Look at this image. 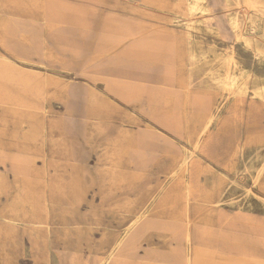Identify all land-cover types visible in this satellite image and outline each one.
I'll return each mask as SVG.
<instances>
[{"label": "rangeland", "instance_id": "rangeland-1", "mask_svg": "<svg viewBox=\"0 0 264 264\" xmlns=\"http://www.w3.org/2000/svg\"><path fill=\"white\" fill-rule=\"evenodd\" d=\"M209 1L213 12L204 10L206 0H173L178 14L170 23L188 56L180 65L190 74L184 90L212 101L216 116L199 149L195 146L205 116L192 117L197 121L190 140L155 122L154 143L143 142L122 154L130 143L119 138L117 126L138 125L131 112L136 111L111 105L95 86L78 91V75H100L93 70L97 64L86 66L90 51L69 40L62 45L48 39L57 53L66 55L67 64L49 46L41 65L34 62L37 56L29 63L14 57L4 45L8 20L44 19V2L0 0V62L11 58L13 64L24 65L20 72L43 74L46 83L39 104L11 103L0 96V151L30 160V171L22 176L15 175L11 161L0 164V264H59L65 249L71 264L118 255L120 247H114L138 216L166 210L154 207L158 201L175 194L181 203H189L192 171H174L166 153L172 140L188 154L197 153L195 167L202 180L216 173L233 191L232 201L264 207V102L253 96L254 89L264 87V0ZM231 18L237 21L235 31ZM210 21L220 25L225 38ZM95 34L89 50L102 53V30ZM247 70L245 92L224 84L230 74L241 78ZM66 88V95L75 97L72 114L66 111ZM150 171L169 172L160 173L157 185L144 190L142 182ZM83 212L90 216L79 219Z\"/></svg>", "mask_w": 264, "mask_h": 264}, {"label": "crops", "instance_id": "crops-1", "mask_svg": "<svg viewBox=\"0 0 264 264\" xmlns=\"http://www.w3.org/2000/svg\"><path fill=\"white\" fill-rule=\"evenodd\" d=\"M54 1L68 6L75 22L47 19L45 0L44 19L32 21L44 37L52 35L56 43L69 40L90 51L86 66L97 64L95 73L101 78L78 75V91L95 86L114 102L111 105L134 108L148 119L141 111L147 108L148 92L169 74L177 90V95L170 96L172 108L178 104L176 121L186 128L196 126L197 119L192 117L201 113L191 109L190 95L184 90L190 74L180 68L188 56L170 27L178 14L173 0ZM99 29L102 53L89 50ZM135 89L140 90L137 99L128 102L121 97L123 91ZM164 172L169 171H150L142 182L144 190L156 186ZM198 172L191 175L194 184L187 205L172 194L154 205L166 210L147 215L127 235L123 233L115 264H264V207L232 201L233 191L221 184L218 174L202 180ZM89 216L78 214L79 219Z\"/></svg>", "mask_w": 264, "mask_h": 264}, {"label": "bare ground", "instance_id": "bare-ground-1", "mask_svg": "<svg viewBox=\"0 0 264 264\" xmlns=\"http://www.w3.org/2000/svg\"><path fill=\"white\" fill-rule=\"evenodd\" d=\"M228 2V0H225ZM54 0H45V13L47 19L52 20H61L68 23L75 22V19L70 15L69 7L62 5H55ZM194 7V4L191 5ZM213 6L209 0H206V4L204 5V10L207 12H213ZM214 18V17H212ZM236 19H230V23L233 25L234 31L237 26L235 23ZM237 22V21H236ZM210 25L213 29L223 38L224 35L221 34L220 25H213L210 21ZM48 39L54 41V36L50 35L48 37H44L43 32H40L38 28V23L34 21H29L25 19H19V17H15L14 20L9 19L6 28L5 35V47L10 53H13L14 57H18L22 59L24 62H31V59L37 56L39 60H35L34 62L38 65H41L42 57H45V48ZM163 37H159L158 40H163ZM67 41V40H66ZM55 42V41H54ZM58 44L64 45L66 42L61 41L57 42ZM53 50L54 48L51 47ZM55 51V50H54ZM56 52V51H55ZM64 61V65L68 63L66 55L61 53H57ZM55 54V55H56ZM160 55V52H159ZM5 62H0V80L3 81L4 86L0 87V96L7 102L16 103V104H39L40 97L45 92V77L43 74H25L20 72L19 68H24V65H19L17 61L14 64L11 61V58ZM60 61V60H59ZM159 62H162L159 60ZM96 66L93 69L95 72H99L96 70ZM36 70V69H32ZM251 70H247V72L242 75V77H238L237 75L230 74L224 84L228 88L236 87L239 92H245L248 89L247 80L244 77H247ZM101 78V75H98ZM164 80V81H163ZM174 81L171 79L169 74H165L163 79L160 80V83L157 86V89H151L148 92L147 97V108L145 110H141L142 113L149 118V120L144 119L137 112L131 111L134 114V118L138 119V125L131 127H123L117 126V133L126 140L130 144L124 145L122 150V154L125 151L129 152L138 149L143 142L154 143L156 141V131L153 129V123H157L159 127L168 128L173 130L175 133L180 135L184 140L188 138L190 140L192 136V131L190 128H186L182 126L181 121H176L179 118L178 113V104L176 103L173 108H170V96L173 94L177 95V90L173 87ZM67 88L64 92V99L66 104L67 114H72L75 111V97L74 94L71 93L70 96L66 95ZM123 97H126L130 100L137 99L140 94L139 89L135 90H127L120 93ZM253 96L259 98L264 102V87H259L254 89ZM195 93L190 95V106L192 110H197L201 113V117L205 116L206 118V126L203 132L198 134V142L196 143L197 149H199V141L204 136L208 126L215 120L216 116L212 110V101H206L199 99ZM87 100V96L85 98V103ZM74 110V111H73ZM152 122V123H151ZM137 123V122H136ZM116 126V125H114ZM110 125L111 128L114 127ZM110 128L109 133L113 134L112 129ZM160 129V128H158ZM105 131V130H104ZM108 131V130H107ZM105 131V132H107ZM108 133V132H107ZM115 135H110L113 138ZM71 145L74 150V141L71 140ZM134 143V144H131ZM238 149V147H237ZM166 153L171 156L174 171H192V174L196 171V159L197 153L188 154L186 150H181L180 147L175 144L172 140L169 142V145L166 149ZM177 158H181L179 162H177ZM7 161L12 162V168L14 170L15 175H25L27 171H30V160L20 154L0 151V164L6 165ZM0 171H4L0 168ZM191 185L194 184L192 181ZM147 217L138 216L129 226V229L126 232H129L132 228L136 227L142 219ZM117 242L116 247L114 249L119 248L121 243ZM118 255L112 252L108 257H105L103 260H97L93 258L91 260V264H115ZM59 264H71V253L69 250H63L59 254Z\"/></svg>", "mask_w": 264, "mask_h": 264}]
</instances>
